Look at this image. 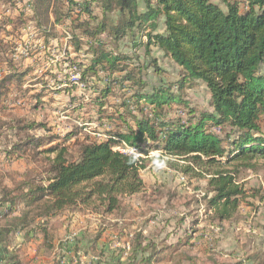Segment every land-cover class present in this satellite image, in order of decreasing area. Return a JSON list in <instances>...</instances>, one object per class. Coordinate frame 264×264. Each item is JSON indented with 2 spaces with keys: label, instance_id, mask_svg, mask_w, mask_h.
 Segmentation results:
<instances>
[{
  "label": "trees",
  "instance_id": "16d2710c",
  "mask_svg": "<svg viewBox=\"0 0 264 264\" xmlns=\"http://www.w3.org/2000/svg\"><path fill=\"white\" fill-rule=\"evenodd\" d=\"M20 1L0 0L2 11H11L0 21L6 37L31 25L47 43L60 38L52 33L55 26L67 29L75 58L84 55L82 61L70 60L77 69L76 82L86 85L91 93L88 102L99 115L96 121L114 122L115 132L106 133L105 140H76L80 150L75 161L67 159L66 143L78 131L64 137L25 135L10 150H3L7 156L19 158L29 148L47 146L43 153L54 157L45 185L23 181L8 187L0 176V264H19L10 244L20 234L27 237L36 218L48 220L78 206L111 214L118 209L120 198L141 193L144 185L139 173L144 163L137 153L148 156L141 148L146 142L161 152L154 160H166L169 168L205 180L210 195L207 205L215 219L230 221L247 198L238 183L240 174L256 170L264 160V0H141L144 11L139 10L138 0H54L53 22L48 18L51 0H28L29 13L17 7ZM94 8L99 15L93 13ZM160 17L164 32L153 34ZM139 34L146 44L135 40ZM126 37L133 52L144 47L148 55L149 46L162 51L179 68L178 81L144 91L147 84L141 74L147 66L129 63L132 57L119 50ZM14 44L0 39L1 110L6 103L41 109L46 93L58 94L60 90L73 100L76 87L52 89L47 79L39 80L40 89L34 88L37 81L22 90L31 69L22 67L23 56L12 57ZM194 81L206 86L212 110L197 113L190 108L186 123L180 117L167 118L172 104L189 107L181 93ZM60 85L62 81L57 80L56 86ZM173 86L176 94L171 91ZM115 92L120 93L121 102L114 113L104 112L106 99ZM88 102L70 105L74 109L86 107ZM22 121L19 131L49 130L33 119ZM117 121L125 129H119ZM213 128L226 131L219 135ZM115 142L136 149V156L115 151ZM130 247L127 264H151L157 253V245L138 234ZM258 260L257 256L246 258L248 264H259Z\"/></svg>",
  "mask_w": 264,
  "mask_h": 264
},
{
  "label": "rangeland",
  "instance_id": "374dc122",
  "mask_svg": "<svg viewBox=\"0 0 264 264\" xmlns=\"http://www.w3.org/2000/svg\"><path fill=\"white\" fill-rule=\"evenodd\" d=\"M213 2L217 3L216 0ZM54 3L55 1L51 0L48 12L51 22L54 21ZM27 4L29 5L28 0H21L17 7L21 8L20 11L29 13ZM138 5L139 10L144 11L141 0H138ZM243 6L246 5H241V8ZM2 10L0 7V21L4 16L11 14L9 10ZM93 13L99 15L98 9L94 8ZM163 20V17L158 18L153 34L164 32ZM52 33L60 38L45 43L43 35L31 25L19 32H12L7 37L5 31L0 28V39L16 45L12 57L20 59L23 56L22 67L31 69L22 90L41 79H47L48 86L52 89L76 87L73 100L66 92L60 90L58 94L47 92L43 97L44 105L41 109L32 110L30 106L24 105L25 103H6L5 108L0 109V176L8 187L23 181H30L34 185L46 184L50 161L54 157L43 153L47 146L39 149L29 148L25 155H18L19 158L7 156L3 152L10 150L11 146L20 142L25 135L34 138L54 135L64 137L68 133L78 131L77 135L66 143L67 159L75 161L80 150L76 140L81 143H85V139L105 140L106 133L115 132L114 122L108 123L106 119L96 121L99 115L95 114L96 109L88 102L91 93L86 85L76 82L77 69L70 65V60L82 61L84 55L81 53L75 58L67 29L58 25ZM143 34L135 38L143 43L142 45L147 42ZM128 41L129 38L126 37L119 50L132 57L129 63L147 66L141 74L147 84L144 91L150 92L153 87L161 84L169 86L178 81L179 68L162 51L155 46H149L148 55L144 47L133 52ZM152 59L159 69L158 72L153 67ZM102 76L100 73L98 77ZM57 80L62 81V85L56 86ZM193 83L191 88L187 86L181 93V98L189 107L172 104L166 114L167 118L180 117L186 123L190 117V108L197 113L212 110L206 86L200 81ZM41 86L39 82L34 88L40 89ZM100 86L102 88L104 83ZM171 91L176 94V87L173 86ZM121 100L120 93L115 92V96L106 99L107 104L103 111L114 113V107ZM78 101L88 104L86 107L80 105L71 108L70 104L79 105ZM129 109L134 111L133 114H137L133 106ZM25 118L46 124L49 130L19 131L18 127L23 124V121H20ZM116 124L119 129H125L121 122L117 121ZM213 131L223 135L226 128H213ZM261 131L264 134V118ZM54 143H59L57 145L61 147V142ZM112 146L115 151L134 149L124 147L118 142ZM150 147L151 142L141 146L143 150L148 151V156L137 153V157H141L144 163V169L139 173L144 185L141 193L120 198L118 209L111 214H103L92 207L78 206L66 209L48 220L36 218L26 232L27 237H23L24 233L20 234L10 244L9 249L16 256L18 263L127 264L130 246L138 234L145 242L157 245V253L151 264H231L239 261L248 264V256H257L259 264H264V160L259 161L256 170L240 174L238 183L246 191L247 198L230 221L218 222L207 205V197L210 195L206 192L205 180L191 178L169 168L166 160H154V156L161 152ZM123 151L130 153V150Z\"/></svg>",
  "mask_w": 264,
  "mask_h": 264
},
{
  "label": "built area",
  "instance_id": "2783aa9c",
  "mask_svg": "<svg viewBox=\"0 0 264 264\" xmlns=\"http://www.w3.org/2000/svg\"><path fill=\"white\" fill-rule=\"evenodd\" d=\"M120 150V149H119ZM122 150H130V151H134V156H136V153H137V151H136V149H122ZM121 151V150H120Z\"/></svg>",
  "mask_w": 264,
  "mask_h": 264
},
{
  "label": "bare ground",
  "instance_id": "6f19581e",
  "mask_svg": "<svg viewBox=\"0 0 264 264\" xmlns=\"http://www.w3.org/2000/svg\"><path fill=\"white\" fill-rule=\"evenodd\" d=\"M123 152L129 153V152H127V151H123ZM130 154H134V151H130Z\"/></svg>",
  "mask_w": 264,
  "mask_h": 264
},
{
  "label": "crops",
  "instance_id": "0c3cea01",
  "mask_svg": "<svg viewBox=\"0 0 264 264\" xmlns=\"http://www.w3.org/2000/svg\"><path fill=\"white\" fill-rule=\"evenodd\" d=\"M20 236V235H19ZM18 237V236H17Z\"/></svg>",
  "mask_w": 264,
  "mask_h": 264
}]
</instances>
